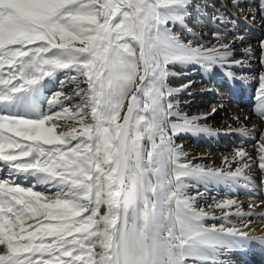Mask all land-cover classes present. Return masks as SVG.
I'll return each instance as SVG.
<instances>
[{"label": "snow or ice", "instance_id": "1", "mask_svg": "<svg viewBox=\"0 0 264 264\" xmlns=\"http://www.w3.org/2000/svg\"><path fill=\"white\" fill-rule=\"evenodd\" d=\"M196 9L195 0H0V163L9 176L0 178V264H217L225 250L264 245L251 220L231 219L257 215L236 199L196 203L209 186L252 185L253 166L264 173V133L255 158L239 148L222 167L192 163L175 143L216 134L179 111L173 97L191 82L171 87L175 68L245 63L232 59L244 35L212 47L180 38L176 27L188 29ZM260 50L264 64V40ZM259 80L264 119V73ZM52 82L59 90L46 96ZM21 174L35 184L11 179Z\"/></svg>", "mask_w": 264, "mask_h": 264}, {"label": "bare ground", "instance_id": "2", "mask_svg": "<svg viewBox=\"0 0 264 264\" xmlns=\"http://www.w3.org/2000/svg\"><path fill=\"white\" fill-rule=\"evenodd\" d=\"M196 1V0H195ZM250 2L251 8L248 10V21L245 20V22H241L243 19L237 17L235 18V14L232 11L229 10H222L219 11L221 13V16H219L215 21L211 20L210 18H207V16H203V18L199 20H191L188 21V29H182L181 27L177 26L175 31L180 36V38H183V41L187 42L189 40H192L194 43H200L207 47H212L213 45H218L219 43H227L231 41L233 38L240 36L239 35H233L229 38L222 39L220 41L213 40L209 37H205L201 40H194L195 37L198 38L199 36L203 35V32L208 30L209 27L217 26L220 31H223V33H226V31L236 33L239 31V26L242 23V29L241 32L245 36V40L243 42L237 41L233 44V51L234 56L232 57L233 60H240L244 61L245 63L243 65H232L231 67H216L213 71L209 72L206 71L203 67L199 65H190L186 67H176V72L180 73L179 76L170 77L168 80V83L173 88H179L185 84V81L190 79L191 77H195L196 74H198V78H194V82L198 84L199 87L195 91H189L186 89L184 92H181L173 97V99H181L180 96L188 95V98L190 99V106H193L195 109L197 107L202 106L206 103L211 102H217L215 104H212L213 106L208 109L206 112L201 111V113H197L194 116L202 117L201 119L209 120L211 122L216 121L217 117L223 116L225 114H231L229 119H227L225 122L226 126L224 128H220L215 131V135H191V134H181L178 135L175 139H179V137H186V139L182 143V148L185 153L188 154V158L191 159L193 154V148L194 146H201L203 143H207V145L210 146L209 149L205 148L202 151H198V158L201 160H206L205 158L210 157V159H213L214 162H218V166L221 167V164L223 166V158L224 157H230L237 149H231L229 152H222L220 151L222 148H227V146H231V142L237 141V146H245L247 144H250L254 140L258 139L261 136V133H264V119H261L256 113H255V107L259 102V96H260V80L259 77L262 73H264V64L261 63V54H259L260 50V43L253 44V40L258 38L264 37V16H262V12L259 8V2L260 0H252L248 1ZM234 3V2H232ZM241 5V3H240ZM195 13V12H194ZM212 14V13H211ZM226 14H230V16L234 17L237 24L233 27L228 29L229 21L226 18ZM260 15L259 19L256 20L255 16ZM220 19V21H219ZM255 20L253 22H260V29L255 28V25L251 23V20ZM216 23V25L214 24ZM231 25V23H230ZM245 32V34H244ZM195 34V35H194ZM251 41V42H250ZM251 48L252 53L251 55H247L244 52V49ZM226 71H230L235 76H228ZM248 74V75H247ZM238 75V76H236ZM242 75V77L240 76ZM246 76L247 78H245ZM242 79V80H239ZM245 78V79H243ZM187 79V80H186ZM197 80V81H196ZM238 81L242 85H246L248 88L252 89V96L254 100L252 103H254L253 106H249L245 104L244 102L240 101V103H236L235 107H239L241 109H232L229 110V106H225V96H217L216 88L222 86L223 84H226V81ZM236 81V82H237ZM58 83V82H56ZM51 83L49 84V86ZM242 85L239 87L242 89ZM48 86V87H49ZM196 88V87H195ZM222 95V93H220ZM203 97V98H201ZM178 104L181 103V101L177 100ZM239 105V106H238ZM185 101L179 105L180 110L186 109ZM215 110V111H213ZM223 112H226L223 114ZM185 114V113H183ZM187 115V114H186ZM191 117V116H190ZM248 117V119H245ZM175 119V118H173ZM232 119L233 121L231 122ZM248 120L250 121L249 125H245ZM225 121V118L220 120L221 122ZM202 125H206L209 128L211 126L209 124H203L200 121H198ZM235 122V123H234ZM212 124V123H211ZM224 124V123H223ZM223 126V125H222ZM221 126V127H222ZM240 127H246L249 129V134L247 136L241 135L240 133H237L235 131H232L234 129H238ZM251 133L256 136V139L251 141ZM227 134L234 135V139H231L230 142H227V138L229 140V137ZM258 136V137H257ZM248 137V138H247ZM226 139V140H225ZM217 143H216V142ZM233 141V142H234ZM252 149L256 151V147L252 146ZM246 151V150H245ZM209 159V161H210ZM251 175L253 177V184L244 187L243 184L239 186H235L233 188H228L223 185H216L217 189L221 192L222 198L229 197L234 198L239 203L246 202L248 205L253 204L256 207L254 209H248V211H254L257 213V215H253L251 217H242L241 221L237 224L238 227H243V225L248 224V221L251 220V225L249 227L250 234L256 235L257 232L259 233L261 229V224H264V216L259 215V213H264V206H262V200L264 202V186H262V181H264V173H261L260 170L255 167L253 171H251ZM16 181L24 182L25 180L31 181L33 178L31 177H25L23 174L15 176L14 177ZM34 181V180H33ZM35 188L41 189L43 191L49 190H55L54 187L51 186H43V185H37ZM48 188V189H47ZM191 191V189H189ZM234 191V192H233ZM206 195V194H205ZM262 200H261V199ZM205 196L203 198H199L197 200V206H205ZM247 212V211H246ZM222 220L219 219H208L207 223H221ZM264 226V225H263ZM264 234V231H263ZM257 236V235H256ZM264 249V245L260 244L259 242L252 243L249 247L243 248V249H232V250H225L220 255L216 257L217 264H264V256L260 255V250ZM260 251V252H259Z\"/></svg>", "mask_w": 264, "mask_h": 264}, {"label": "rangeland", "instance_id": "3", "mask_svg": "<svg viewBox=\"0 0 264 264\" xmlns=\"http://www.w3.org/2000/svg\"><path fill=\"white\" fill-rule=\"evenodd\" d=\"M253 6V5H252ZM251 5H247V9L249 10V8H251L252 7ZM237 8V7H236ZM240 8H242V7H240ZM245 9H246V7H244ZM229 10H230V8H229ZM235 10V9H234ZM248 10H247V12L245 13V15H247L248 14ZM244 15V16H245ZM236 16V15H235ZM263 16V15H262ZM259 17H260V15H256L255 16V18H256V20H258L259 19ZM227 18V17H226ZM248 21V20H247ZM253 21H255V20H251V23L252 24H254L255 25V28H257V29H260V27H259V25H260V22H253ZM241 34H243V33H241ZM261 40H264V37L263 38H258V39H255V40H253V44H250V45H254V44H257V43H260V41ZM251 42V41H250ZM259 54H261V51H259ZM175 71H177V70H175ZM248 75V74H247ZM61 79H63L64 77L61 75V76H59ZM199 76H198V74H196L195 75V77H191L190 79H186L187 81H185V84H183V85H186V84H189L190 82H191V86L190 87H188L187 89L189 90V91H195L196 89H197V87H199L198 86V84L196 83V82H194V78H197V79H200V78H198ZM197 81V80H196ZM52 84V83H51ZM56 84H58V83H56ZM82 87H83V85H81ZM51 87V85L49 86V88ZM75 87V84H68L67 85V87L64 89V91H65V94H71V92H72V89ZM196 87V88H195ZM57 90H59V87H57V88H55V86H54V88H52V89H48V90H46L45 91V95L46 96H51V94L52 93H54L55 91H57ZM180 98L181 99H174L175 101H177V100H179V101H181V103L183 102V101H185V105L187 106L186 107V109H182V110H180V108H179V111L181 112V113H185V114H187L189 117L190 116H194L195 114H197V113H201V111L203 110V111H207L208 109H210L213 105L212 104H215V103H217V102H209V103H206V104H203L202 106H199V107H197V109H195L193 106H190L189 105V101H190V97L188 98V95H183V96H180ZM201 98H203V97H201ZM78 99V97H73V101H75V100H77ZM181 103L179 104V105H181ZM225 106H229V110H231V108L232 109H241V108H235L233 105H231L230 103H227V102H225ZM44 107H45V109H47V104H45L44 105ZM242 110V109H241ZM226 112H223V114H225ZM231 116V114H225V115H221V116H219V117H217V119H216V121H214V122H211V121H209V120H205V119H200L199 121L201 122V123H203V124H209L210 126H211V129H213V130H217V129H220V128H224L225 126H226V123L225 122H227L226 120L227 119H229L228 117H230ZM228 116V117H227ZM223 118H225V121L223 122H221L220 123V120L221 119H223ZM231 120V122L233 121L232 119H230ZM250 121L251 120H248L247 121V123H245V125H249L250 124ZM212 123V124H211ZM224 123V124H223ZM235 123V122H234ZM223 125V126H222ZM222 126V127H221ZM263 129H264V127H263ZM58 130H61V129H58ZM227 136L229 137V140H228V138H227V142L229 141L230 142V140L231 139H234L235 137H234V135H231V134H227ZM249 137H251V141L252 140H254V139H256V136H255V134L253 135L252 133H251V135H249ZM258 137V136H257ZM248 138V137H247ZM186 139V137H179V139H175V143L176 144H178V145H182V143H183V141ZM260 139V137L258 138V139H256V140H254L253 142H251L250 144H247V145H245V146H237V141H232L230 144H231V146H227V148H222L220 151H224V152H229L231 149H239V148H243L244 150H246L248 153H250L252 156H253V158H255L256 157V151H254V149H252L251 147L252 146H255L256 147V141H258ZM226 140V139H225ZM216 142V141H215ZM217 143V142H216ZM205 148H207V149H209L210 148V146L209 145H207V143L205 144V143H203V144H201V146H194V148H193V154H192V157L193 158H191L190 160L192 161V163H194V164H203V165H206V166H211V167H220V166H218L219 164H218V162H214V160L213 159H210V157H207V158H205L206 160H203L202 162H201V160L198 158V151H202L203 149H205ZM209 159H210V161H209ZM2 164V163H1ZM0 164V178H2V179H8L9 178V176H8V170H7V168H5V171H4V165H1ZM221 167H222V164H221ZM256 166H253V168H252V170L251 171H253L254 170V168H255ZM3 175V176H2ZM11 179H13V177L11 178ZM15 179V178H14ZM25 182V181H24ZM24 182H22V183H20V185L22 186V187H30V186H32L34 183H35V181H32V184L31 185H26V184H24ZM19 183V182H18ZM214 186V187H213ZM213 186H209L208 187V190H207V192H206V195H205V202H202V203H204V205L205 206H198V207H204L206 210L208 209V205H212V204H214V201L215 200H221V198H222V195H221V192L217 189V186L216 185H213ZM215 188V189H214ZM48 189V188H47ZM44 190V189H43ZM43 190H41V189H38V188H34V191H40V192H42V193H45L46 195H51V194H53L55 191H56V189L55 190H47V191H43ZM200 192H205V188L203 187V186H200L199 187V189H198ZM196 191H197V189H191V191H189V194L190 195H195V193H196ZM234 192V191H233ZM261 199V198H260ZM262 200V199H261ZM262 206H264V202H263V200H262ZM240 206H241V208H242V210L243 211H248V207H249V205L244 201V202H242V203H240ZM211 211H214L215 212V215L217 216V217H219L220 215H221V210H219V209H215V208H213V209H211ZM232 220H233V222L234 223H236V225L241 221V218L240 217H235V216H233L232 218H231ZM264 224H261V229H259L260 230V232L258 233L257 232V236H259V235H262L263 234V231H264V226H263Z\"/></svg>", "mask_w": 264, "mask_h": 264}]
</instances>
